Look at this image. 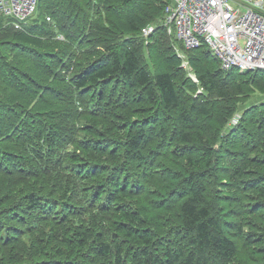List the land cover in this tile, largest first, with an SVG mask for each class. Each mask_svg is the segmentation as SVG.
Here are the masks:
<instances>
[{
	"label": "trees",
	"instance_id": "trees-1",
	"mask_svg": "<svg viewBox=\"0 0 264 264\" xmlns=\"http://www.w3.org/2000/svg\"><path fill=\"white\" fill-rule=\"evenodd\" d=\"M169 3L0 18V264H264V69L202 44L190 81L165 28L140 36Z\"/></svg>",
	"mask_w": 264,
	"mask_h": 264
},
{
	"label": "built area",
	"instance_id": "built-area-1",
	"mask_svg": "<svg viewBox=\"0 0 264 264\" xmlns=\"http://www.w3.org/2000/svg\"><path fill=\"white\" fill-rule=\"evenodd\" d=\"M170 0L159 19L145 24L140 36L148 37L158 27L172 35L173 45L182 66L188 65L184 50L196 49L204 42L228 71L264 69V0ZM233 1V0H232ZM37 0H0V13L13 20L15 28L35 10ZM194 79V78H193Z\"/></svg>",
	"mask_w": 264,
	"mask_h": 264
},
{
	"label": "rangeland",
	"instance_id": "rangeland-1",
	"mask_svg": "<svg viewBox=\"0 0 264 264\" xmlns=\"http://www.w3.org/2000/svg\"><path fill=\"white\" fill-rule=\"evenodd\" d=\"M230 3L234 6V7H238V5H237V3H235L234 1H230ZM35 12H36V10L34 11V12H32L27 18H30V17H32L34 14H35ZM119 12H121V10L119 11ZM118 14H120L121 15V13H118ZM0 18L2 19V20H6V19H8L9 17L8 16H5V15H3V14H1L0 13ZM26 18V19H27ZM59 38L61 37V36H58ZM153 43H154V40H152L151 41V46L149 45L148 47H147V49H144V54L145 55H149V57L152 55V54H154L155 53V50H154V47H153ZM204 44V46L207 48V49H209L210 50V48H209V45L207 44V43H203ZM180 47H181V49L182 50H184L185 52L186 51H188V50H185L181 45H180ZM101 51H103L102 50V48L100 49ZM103 53H105V51H103ZM198 56H200L199 54H197V53H194L192 56L190 55L189 57L190 58H187L188 59V65L186 66V67H184V66H182V63L180 62V64H179V66L182 68V69H184V72H185V76L186 77H188V78H190V81H192V82H194V83H196V81H194V79H193V76H195V70H193V68H192V65H191V60L193 59V60H195V59H197V57ZM213 57L218 61V59L213 55ZM215 62L214 63V67H219L220 68V64L218 63V62ZM149 67V69L151 70V71H154V69H152L150 66H148ZM221 69V68H220ZM222 71H224V72H226L225 70H223V69H221ZM235 71H237V70H235ZM240 72V71H239ZM202 92V90L200 89V88H198L197 89V91H196V94L195 95H197V94H200ZM255 97H256V94L254 93L253 94ZM251 97V96H250ZM252 98V97H251ZM250 99V98H249ZM257 99L255 98L254 100L252 99L250 102H245L244 104H241V105H239L240 107L241 106H248V105H250V103H252V102H254V101H256ZM247 103H249L248 105H246ZM147 106H150L149 104H147ZM251 106V105H250ZM249 107V106H248ZM248 109V108H247ZM247 109H244V108H240V109H238V111L235 113V114H233V116L228 120V122L226 123V127H225V130L227 131V130H234L236 127V124H237V122H238V119L240 118V114H241V112H246L247 111ZM250 111H252V112H254L255 110H254V108H251V110ZM136 115H134V116H132L131 117V120H130V124L131 123H135L136 122ZM245 207H247L248 206V204H243Z\"/></svg>",
	"mask_w": 264,
	"mask_h": 264
},
{
	"label": "clouds",
	"instance_id": "clouds-1",
	"mask_svg": "<svg viewBox=\"0 0 264 264\" xmlns=\"http://www.w3.org/2000/svg\"><path fill=\"white\" fill-rule=\"evenodd\" d=\"M185 53V52H184ZM186 54V53H185ZM193 78H194V81H196L197 82V80H196V77L195 76H193Z\"/></svg>",
	"mask_w": 264,
	"mask_h": 264
},
{
	"label": "water",
	"instance_id": "water-1",
	"mask_svg": "<svg viewBox=\"0 0 264 264\" xmlns=\"http://www.w3.org/2000/svg\"><path fill=\"white\" fill-rule=\"evenodd\" d=\"M233 1H236V0H233Z\"/></svg>",
	"mask_w": 264,
	"mask_h": 264
}]
</instances>
